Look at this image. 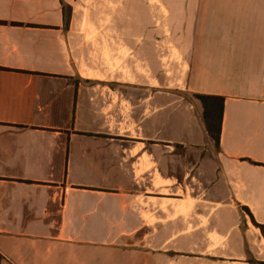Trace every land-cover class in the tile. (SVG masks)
Masks as SVG:
<instances>
[{
    "label": "crops",
    "instance_id": "0c3cea01",
    "mask_svg": "<svg viewBox=\"0 0 264 264\" xmlns=\"http://www.w3.org/2000/svg\"><path fill=\"white\" fill-rule=\"evenodd\" d=\"M158 9L0 0V264H264V0Z\"/></svg>",
    "mask_w": 264,
    "mask_h": 264
},
{
    "label": "rangeland",
    "instance_id": "374dc122",
    "mask_svg": "<svg viewBox=\"0 0 264 264\" xmlns=\"http://www.w3.org/2000/svg\"><path fill=\"white\" fill-rule=\"evenodd\" d=\"M74 2L78 11V21H87L89 26L97 22H109L111 20L119 22H127L129 20V10L136 9V20L138 33L140 26H149L154 29L161 27L160 21L163 20L165 24L164 32L171 37L173 32H177L178 14L176 13H162L159 11L161 6L179 5L185 3H192V0H70ZM147 6V7H146ZM164 10V8L162 9ZM147 22V23H146ZM152 22V24H151ZM173 23V25L171 24ZM169 24V25H168ZM125 28L122 27V31ZM88 31L97 33L103 31L102 28H89Z\"/></svg>",
    "mask_w": 264,
    "mask_h": 264
},
{
    "label": "trees",
    "instance_id": "16d2710c",
    "mask_svg": "<svg viewBox=\"0 0 264 264\" xmlns=\"http://www.w3.org/2000/svg\"><path fill=\"white\" fill-rule=\"evenodd\" d=\"M188 97L190 100L194 99L202 104L204 109L203 120L206 131L210 140L215 144L216 149L218 150L220 148V140L223 128L225 98L199 94H194ZM256 226L261 230L264 236V226L259 224H256ZM1 261L2 256L0 254V263Z\"/></svg>",
    "mask_w": 264,
    "mask_h": 264
}]
</instances>
